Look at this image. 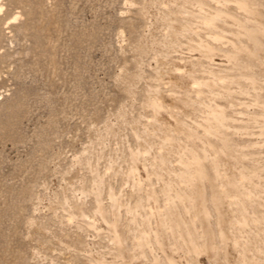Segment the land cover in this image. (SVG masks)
Instances as JSON below:
<instances>
[{
  "label": "rangeland",
  "instance_id": "374dc122",
  "mask_svg": "<svg viewBox=\"0 0 264 264\" xmlns=\"http://www.w3.org/2000/svg\"><path fill=\"white\" fill-rule=\"evenodd\" d=\"M167 1L161 0L157 3L154 10L156 15L151 16V11L142 7L143 0H0V264H101L92 255L109 260L115 247L111 245V239L105 232L97 235V230H101V227L90 216L95 207L93 196L89 194L81 198L79 190L78 182L82 178L85 180L86 191L91 190V172L84 166L79 170L74 169V161L86 149H90L92 162H96L98 153L102 151L104 155L96 162L98 165L93 163V167H98L100 175H105L106 185L110 183L113 186L115 196H122V201L127 205L129 202L133 204L134 198L123 196L121 191L129 163L127 145L133 148L140 145L131 131V126H137L140 131L144 124L151 122L150 110L145 107V103L154 98L153 91L159 90L163 96L173 99L178 106L190 107L189 101L193 99L191 102L195 108L189 109L197 118L184 116V112L181 113L182 110L177 107L168 108L170 111H180V118L174 121H184L189 126L192 121L196 124L199 122L200 125L207 123L204 120L214 116V109H224L225 119L230 124L226 132L230 131L233 137L230 152H223L220 141L224 139L219 137L218 140L209 141L212 147L205 150L215 160L216 165H213L212 170L217 173V177L224 173L233 181V190L222 187L221 182L217 181L219 191H214V197L209 191L200 194L199 198L189 194L190 190L184 185L188 181L180 173L185 176L187 174L178 169L184 168V165L174 163L175 159L172 158L173 173L178 174L173 182L177 188L187 189L184 190L186 193L181 191L185 195L177 193L182 199L181 205L188 210V205L193 206L195 201L197 203L186 215L180 214L178 219H189L194 233L203 234L202 238L210 248L208 252L219 249L222 264H264V225L258 217L259 213L264 214V85H261L264 75L260 72L264 71L263 36L260 33L248 34L249 39L257 41L252 43L256 51L253 57H249L247 53H243V56L249 58L255 83L252 85L246 80L242 82L234 74L235 64L229 63L225 58V49L228 50L226 53H235L231 50V45H216L210 39L223 37L221 40L232 42L230 36L204 29L206 25H211L207 21H200L198 25L196 22L201 28L194 29V32L197 31L198 37L202 35L201 40L206 41L204 44L207 43L208 49L215 46L218 49L215 48L209 53L201 51L200 54L204 56L195 58V61L182 58L188 50L186 46L178 44L177 35H180L182 28L189 29L191 26L183 18L186 15L172 8L181 0ZM132 2L133 5H128ZM239 2L244 5L243 0H219L212 7L206 6L211 10L221 11L216 7L222 4L223 7H229L232 13H240L235 6ZM204 12L214 14L209 10ZM245 18L249 21L244 23V29L264 31V14L258 13ZM228 22L230 23L229 20ZM149 28H152L155 39L153 46L148 39L151 34ZM162 39L173 42V47L167 48L165 44L160 46L171 58L160 59L156 56L155 47ZM240 43L244 45L243 39ZM260 44L262 48L259 47ZM223 45L224 49H219ZM180 52L183 54L180 55ZM191 61L193 66L198 62V66H194L198 83L194 79L196 83L193 80L189 87L175 88L172 91L168 85L155 81L156 68L164 69L167 74L186 75L188 70L191 73ZM243 84L248 89L254 86L255 98L258 99L255 108L251 107L254 103L252 100L239 94L244 91ZM216 87L220 88L222 94ZM250 91L251 89L248 93ZM215 92L233 101L222 103L223 99L213 97ZM201 101L212 103L213 106L210 108L208 105H201ZM168 109L163 108L164 111ZM146 115L147 118H144ZM192 127L197 130L200 138H204L201 129L194 125ZM201 127L205 128L203 125ZM109 128L113 129L115 137L107 138L110 137L106 135ZM119 159L126 161L118 171L112 166ZM67 172L68 175L64 176ZM149 181L150 183L144 182L142 186H137L142 190L140 195L154 186L158 195L159 212L164 213L169 202L159 196L161 194L156 180L150 177ZM63 183L71 185L66 199L60 194ZM51 186L58 193L59 201L74 202V192L76 197L81 198L87 208L85 221L70 216V212H67L70 205L66 204L67 210L62 205L46 207L44 201L49 198ZM212 198L218 202L212 201ZM103 201L107 223L111 224L113 213L110 200L104 197ZM234 201L238 202L235 203L236 210H242L248 216L245 219L246 228L237 231L234 230L237 227L235 209L233 210L231 204ZM123 206L120 208L119 217L127 235L131 234L132 237L134 235L131 231L134 229L127 220L124 211L126 205ZM198 210L205 225L197 222L200 220L196 215ZM142 211L147 210L143 208ZM152 222L153 225L158 224L156 219ZM161 231L165 232L164 235L169 233L166 228ZM235 231L241 236H237ZM219 232L234 236L228 238L231 242L227 239L232 245L222 246ZM57 235L66 236L76 247L62 251V246L57 244ZM172 237L170 235V239ZM49 240L51 244L48 243ZM239 240L243 243L239 244ZM128 248L131 259L126 264H169L160 250L155 249L152 254L150 249H145V255L141 256L130 239ZM40 249L45 252L34 258L33 255ZM154 256L157 257L156 263ZM184 257V260L179 255L176 258L182 264H190L187 259L189 256L186 254ZM215 261L214 259L213 262ZM114 264L124 263L119 260ZM205 264L211 263L206 261Z\"/></svg>",
  "mask_w": 264,
  "mask_h": 264
},
{
  "label": "bare ground",
  "instance_id": "6f19581e",
  "mask_svg": "<svg viewBox=\"0 0 264 264\" xmlns=\"http://www.w3.org/2000/svg\"><path fill=\"white\" fill-rule=\"evenodd\" d=\"M160 1L161 0H143L142 7L145 9L147 8V10H150L151 16H154V15H156V13H155L156 11H154V10L157 7V3L159 4ZM162 1L168 2L167 0H162ZM243 1H244V5H241L242 3H240V2H239V5L235 4L236 8L238 9L237 11L240 10V13H234V11L232 13L230 8L226 7L228 1L225 2V4H226V5L224 4L225 7H223L222 4H218L216 9H221V11L211 10L209 7L206 6V5H209V6L211 5L210 7H212L215 3H219V0H181V1H179L178 4H175L172 8L177 10L178 12L186 15L183 18L186 20V23L189 26H191V27H189V29H187L188 27L185 29V27L182 24V26L184 28H182L180 30V35H177L178 40H179L178 44L180 46H183V47L186 46V48H187L186 50H188L187 53H184V54L182 52H180V55H181V53L183 54L182 58H186L189 60L194 59V61H195V58L200 59V57L204 56V55L200 54L201 51L205 50V53H206V51L209 53V51L216 48V46H215V48L213 47V49H208L207 43L204 44V42H206V41L201 40V37H202L201 33H199L201 35V37L199 36L200 38L197 35L196 30H198V28H201V27L197 26L198 22L207 21L211 25H209V26L206 25L204 27V29H210V30H213L214 33L215 32L218 34L223 33V34H227L228 36H230L232 42H229V41L226 42V41L221 40V38H223V37H220V39L211 37L210 39L215 41L216 45H218L217 43L224 44V45H227V44L231 45V47H232L231 50L234 51L235 53H233V54L226 53V51H228L226 49L224 51H225V58L227 59V61L229 63L231 62V63L235 64L234 68L236 69V71L234 72V74L237 75L239 77V80H242V82L244 80H246L248 83L250 82L252 85H254L255 81L252 78L253 77V69L251 67V63H250L248 57L243 56V53H247L249 57L254 56V52L256 51V49H255V46L253 44L256 43L257 41H255L254 39H249L248 34L260 33V34H262V36H263L262 40L264 41V31L244 29L243 26H244V23H247L249 21L248 19L245 18L246 16H252V15H255L258 13L264 14V0H257V1L243 0ZM174 3H176V2H174ZM188 3H190V4H188ZM133 4L134 3L132 2V3H129L128 5H133ZM229 4H232V3L229 2ZM204 10H209L210 12H213L214 14L213 15L207 14L204 12ZM164 13L166 14L168 12H164ZM161 17H163V16H161ZM228 20L230 21V23L228 22ZM196 22H197V25H196ZM227 23H229V25H227ZM169 26L173 27L172 25H169ZM180 26H181V24H180ZM201 26H202V24H201ZM260 27H262V26L260 25ZM262 28L264 29V26ZM194 29H196L195 30L196 32H194ZM149 30H150L151 34H149L148 39L151 42V46H153L155 39L153 38L152 28H149ZM200 30H202V29H200ZM200 30H199V32H201ZM235 30L242 31V33L235 31ZM164 35H166V34H164ZM205 35H207V34L205 33ZM203 37H205V36H203ZM230 38L229 39L226 38V39L230 40ZM242 39L244 41V45H242L240 43V40H242ZM203 40H204V38H203ZM212 40L210 41L211 43H212ZM197 41L200 44H198ZM172 43L173 42H171V41H164L163 39L160 40L158 45L155 47L156 56L160 57V59H161V57L165 58V59L171 58L172 56H169L168 52H166L164 49L161 50L160 46L165 44L166 47L169 48V47H173ZM224 45H223V48L220 47L219 49H224ZM259 47L262 48L261 44L259 45ZM176 49H177V47H176ZM216 49H218V48H216ZM178 50H177V52H178ZM224 51L222 53H224ZM222 53H221V55H222ZM175 54H177V53H175ZM218 54L220 55V53H218ZM212 56H214V55H212ZM160 62H161V60H160ZM191 63H192V61H191ZM163 64H164V62H163ZM197 64H198V62H197ZM197 64H195V65H197ZM188 66H190V65H188ZM194 66L192 63L191 70H190L191 73H189V70H188L186 75L167 74L164 69L156 68V72H155L156 79H155V81H159L161 83L168 85L169 88L172 89V91L175 90V88L189 87L195 81L194 79H196V75H197V72H195L196 70H195ZM165 67H167V66H165ZM203 68H204V66H203ZM181 70H180V72H181ZM207 71H208V69H207ZM194 72L196 74H194ZM201 72H203V70ZM260 72L262 73V75H264V71H260ZM174 73H175V71H174ZM200 79L202 82L203 79L201 77H200ZM196 80L198 83L199 82L198 79H196ZM263 81H264V78H263ZM194 83H196V81ZM239 83H241V82H238V84ZM218 84H220V83H218ZM206 85H207V83H206ZM261 85H264V82ZM207 86H209V85H207ZM236 86H239V85H236ZM209 87H211V85ZM242 87H243L244 91L241 92V90H239L241 92L239 94L242 97L244 96V97H247V99L252 100L254 103H253V106H251V107L255 108V106L258 103V99L255 98V92L256 91L254 89V86H251L252 88H249V89H251V91L249 93H248L249 89L244 84ZM242 87H240V88H242ZM205 88H206V86H205ZM216 88H214V89H216ZM192 90L194 91V89H192ZM159 91H153L154 98L152 100L149 99L147 101V103H145V107L150 110L149 116L152 118L151 122L148 124H144L143 128L140 131L137 128V126H135V125L131 126V131L133 132L136 141L140 145L136 146L134 148L131 147L130 145H127V149L129 150V154H130L129 160H128L129 163L127 165V170H126L127 172L124 173L125 183H124L121 191L123 192L122 193L123 196H128V197L134 198L133 204H131L129 202V204L127 205V204H125L124 201H122V199H121L122 196H118V197L115 196L114 192L112 191L113 186L110 183H109V185H106V179L107 178H105V175L104 176L100 175L99 168L93 167V163L94 164L96 162L98 163V161L100 160L99 158L102 155H104L102 151H100L98 153L99 158L96 160V162H92V153L90 152V149H86L83 152V154L76 157V159L74 161V163H75L74 169L79 170V168L82 166L87 167V171L91 172V176L93 178L90 191H86L84 178H82L78 183L80 185L79 190L81 192V196H82L81 198H83L89 194L93 196V200L95 202V207L92 210L91 214L90 213L89 214H90V216H92L94 219H96L98 221V225H99V227H101V230H97V232L99 233V234L97 233V235L100 236L101 232H105L107 234L108 238L111 239V242H110L111 245H113L115 247V250L111 251L112 255L109 257V260H108V258H105L103 260L102 259L103 257L102 256L100 257L99 255H98V257H97V255H94V256L92 255V257L96 260H99V263H101V264H114V263H117L119 260H121L124 264L129 263V261L131 259V253H130L129 248H128V240L130 239L132 241L133 246L136 249V252L138 254H140L141 256L145 255V252H144L145 249H150V253H152V254H154V250L157 249V250H160L161 253L167 258V262L169 264H182V262L177 260L176 257L178 255L182 256V258L184 260L185 259L184 256L186 254L189 256L187 259L189 260L190 264H205L206 261L207 262L210 261L211 264H222L219 249H214L212 252H210V251L208 252V250L210 248L207 246L205 240H203V238H202L203 234L194 233L193 224L190 222L189 219L187 220L185 218L182 221H180L178 219L180 214L184 213L186 215L188 213L189 209H191V208L193 209L194 205L195 204L197 205V203H196V201L195 202L193 201L194 202L193 206L188 205V207H187L188 210L187 209L185 210L183 205H181V203H180L182 199L179 198L177 193H179V192L181 193V191L188 189L191 192L189 194H192L194 198L195 197L199 198L200 194H206V192L209 191V192H211L212 197H214L216 195V193L214 191H219V188L217 187V184H216L217 181L221 182V186L224 188L229 187V189H231V190L234 189V187L231 186V182L233 183V181L230 180L229 177H226L224 173L223 174L221 173V177H217V173L214 170H212L213 165H216L215 160L210 156V154L205 153V150H210L212 147L209 144V141L216 140L217 137L224 139V141H222V142L220 141V143H222V145H223V149H222L223 152H230V148L233 146V142H232L233 137L230 135L231 132L230 131L226 132L227 126L230 124L225 119L226 114L223 112L225 110L223 108H222L223 111L218 110L219 107L216 110L212 109L213 110L212 115L214 114V116H212L211 118H208L205 115L207 120H204V121H208L207 123H202L200 125L199 122H198V124H196V122L192 121V125H194L195 128H198L199 130L201 129V131L204 132V138L203 137L200 138L199 135L196 133L197 130L195 131V129H193L191 124H190L191 126H189L184 121H178V122L174 121V119L180 118V114H179L180 111L174 112V110L173 111L169 110L172 107H177V108L182 110L181 113H183V112L185 113V114L183 113L184 116L187 115L191 118H195L196 114L192 113V110L190 111V109L195 108L194 104L191 102V100L193 101V99H191L189 101L190 105H188L191 108L187 107L185 105L184 106L183 105L178 106V104L175 103L173 99H171L170 97L168 98V97L163 96ZM219 91H221V90H219ZM230 91H232V90H230ZM190 92H192V91H190ZM209 92H210V90H209ZM216 92H218V91H216ZM226 92L227 91H225V94H226ZM196 93H198V92L196 91ZM220 93L222 94V91ZM220 93L213 94V97H216L218 99H223L224 101H222V103L225 101H229V102L233 101L227 97H224L225 95H223V96L219 95ZM228 94L230 96V93H228ZM240 95H239V97H240ZM237 97H238V95H237ZM206 98H205V100H206ZM202 99H204V98H202ZM209 99L210 98L208 97V101H209ZM212 99H215V98H212ZM232 99H234V98L232 97ZM198 101H199V99H198ZM194 102L196 103V101H194ZM259 102H261V101L259 100ZM261 103L263 104V102H261ZM200 104L204 105V106L208 105V106H210V108L213 106L212 103H208V102L205 103L204 101H201ZM200 104H198V105H200ZM199 107H197V108H199ZM163 108H166V109L169 108V109H168V111H164ZM263 109H264V105H263ZM202 110H203V108H202ZM204 110H206V109L204 108ZM200 113H201V111H200ZM144 118H147V115L144 116ZM190 120L191 119H189V121ZM192 120H194V119H192ZM199 121H200V119H199ZM137 123H139V122L137 121ZM235 123H237V121H235ZM162 125H164V127H162ZM202 125L205 126V128H202L201 127ZM231 126H233V124ZM111 128L106 130V135L110 136L107 138L115 137L113 129H111ZM182 128H183V130H182ZM234 128H235V126H234ZM195 133H196V136H195ZM211 134H214V136H216V137H213ZM158 135H159V137H157ZM179 135H181L182 137H180ZM197 135H198V137H197ZM227 137H229V138H227ZM119 149H120V147H119ZM248 150H250V149H248ZM172 158L175 159V161H173ZM125 161L126 160L119 159L117 162H115L113 164V166H112L113 169L118 170V171H119V169L121 170L122 169L121 164H123ZM172 161L174 163L178 162V163L184 165V168L178 167V169L184 170V172L187 174V176L183 175L182 172L180 173V170H178V169L177 170L181 174V176L184 177V179H186L188 181V183H186V182L184 183L183 181L180 180L181 182L184 183V185H186L185 188H187V189L177 188V185L173 182L174 177L177 178L178 174L176 175L173 173L174 168L171 167ZM211 161H212V163H211ZM187 166H190V169H187ZM65 175H68V172L66 174H64V176ZM150 177L154 178L156 180L157 186H159V193L161 194L159 196H163L165 198V200H167L169 202L168 203L169 205L167 204L168 208L166 209V211H164V213L159 212L160 208L158 205V195H157V192H156V189L154 188V186L151 188L150 191L144 190L143 195H140V192L142 190L140 188H137V186H139V185L142 186L144 182L150 183V181H149ZM69 180H70V178L68 179V181ZM176 181H177V179H176ZM177 184H178V182H177ZM179 186H180V184H179ZM199 187H201V188H199ZM53 188L54 187H52V186L49 188L51 191L48 194L49 198L44 201L46 204V207L53 208V207H56L57 205H62V208L67 210L68 209L67 205H70L69 206L70 209L67 210L68 213L70 212L69 213L70 216L71 217L74 216L77 220L85 221V217L87 216V213H86L87 208H85V203L81 200V198L76 197L77 194H75V192H74V197L76 198L74 200V202L68 203L67 200H64L65 202L61 201V200L59 201V198H58L59 195L57 192L53 191ZM69 189H71V185L70 184L67 185L66 183H63V185L61 187L60 194H61V196H63L64 199H66V193ZM186 192L187 191H184V193H186ZM184 193H181V194L185 195ZM141 194H142V192H141ZM104 197H107L111 203V211L113 213V215H112L113 221L111 224L107 223V218H106L107 212H106L105 205L103 204ZM193 197H191V199H193ZM183 199H185V198H183ZM188 199H190V198L188 197ZM129 200H131V199H129ZM161 200H162V198H160V201ZM212 201L218 202L217 199H215V198H212ZM235 203L238 204L237 201H234L231 204H232L233 210L235 209V211H234L235 212L234 214L236 217L235 224L237 225V227H235L234 230L237 231V229H245L246 228L247 222L245 221V219L248 216H247L246 212H244L242 210L237 211L236 210L237 205ZM186 204H188V202H186ZM123 205H126L124 211L126 213L127 220L129 221L130 224H132V228L134 229L131 231V232H133L132 234L134 235L132 237L130 236L131 234L127 235L126 230L123 228V222H122L121 218L119 217L120 213H121L120 208ZM238 207H239V205H238ZM143 208H146L147 211H142ZM163 208H166V207H163ZM196 215L198 217L201 216L199 210H198V213H196ZM258 217L261 220V224L264 225V214L259 213ZM153 219H156V222L158 223L157 225H153V222H152ZM202 219L203 218L200 217V220H198L197 222L201 223L202 225H205V223L203 222ZM250 220H251V218H250ZM139 221H141V224L138 225ZM196 225H197V223H196ZM165 228L169 230V233L164 235L165 232H163L161 230H164ZM137 229H139V231H136ZM127 231H128V229H127ZM237 234H238L237 236L240 235V233H237ZM170 235L173 236L171 239H170ZM219 235L221 236L222 246H224L225 244L226 245L227 244L232 245V243H230L231 240H229L228 238L229 237L233 238L234 236H232L231 234H229L227 232L224 234H223V232H219ZM128 236H129V238H128ZM56 239H57L58 246H62V248H60L62 251L70 250V248L76 247L75 243L73 241H70L64 235H57ZM239 242H238L239 244L243 243V241H241V240H239ZM48 243L51 244L52 243L51 240H49ZM202 243H204L203 246L201 245ZM153 245H154V247H153ZM48 249L50 250L51 248H48ZM173 250H176L177 252L174 253L175 251L173 252ZM180 250H182V251H180ZM231 251H232V249H231ZM44 252H45L44 249H40L37 254L33 255V257L38 258L39 255L41 253H44ZM183 252H184V256H183ZM156 259H157V257H155V263L157 262ZM214 259L216 260L215 262H213ZM101 260H103V261H101ZM50 262H52V258H51Z\"/></svg>",
  "mask_w": 264,
  "mask_h": 264
}]
</instances>
